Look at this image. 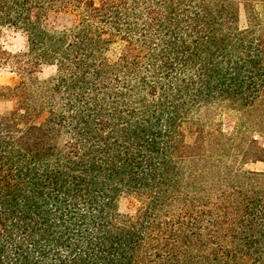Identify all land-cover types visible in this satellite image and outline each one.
<instances>
[{
    "label": "trees",
    "instance_id": "1",
    "mask_svg": "<svg viewBox=\"0 0 264 264\" xmlns=\"http://www.w3.org/2000/svg\"><path fill=\"white\" fill-rule=\"evenodd\" d=\"M3 29L0 264H264V0H0Z\"/></svg>",
    "mask_w": 264,
    "mask_h": 264
},
{
    "label": "rangeland",
    "instance_id": "2",
    "mask_svg": "<svg viewBox=\"0 0 264 264\" xmlns=\"http://www.w3.org/2000/svg\"><path fill=\"white\" fill-rule=\"evenodd\" d=\"M241 24L244 23V16L241 13ZM73 16L71 14H57L51 15L47 26L50 29L62 30L68 28L73 23ZM1 46L11 52L18 53L26 49V40L24 35L21 32H17L13 29H3L0 36ZM54 68L50 66H45L42 68L39 78L45 79L54 74ZM15 83V76L11 74L8 70H0V86L12 85ZM14 107V100L0 98V114L12 110ZM251 168L256 170L264 169L263 164L252 165ZM120 210L124 213L133 214L136 210L137 203L130 199H122L120 201Z\"/></svg>",
    "mask_w": 264,
    "mask_h": 264
}]
</instances>
